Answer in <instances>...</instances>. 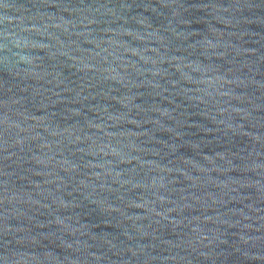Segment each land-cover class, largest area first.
Returning a JSON list of instances; mask_svg holds the SVG:
<instances>
[{
  "label": "water",
  "instance_id": "water-1",
  "mask_svg": "<svg viewBox=\"0 0 264 264\" xmlns=\"http://www.w3.org/2000/svg\"><path fill=\"white\" fill-rule=\"evenodd\" d=\"M0 264H264V0H0Z\"/></svg>",
  "mask_w": 264,
  "mask_h": 264
}]
</instances>
